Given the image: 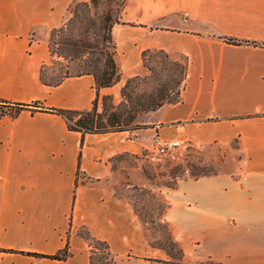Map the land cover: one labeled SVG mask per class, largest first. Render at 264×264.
<instances>
[{"label": "crops", "instance_id": "0c3cea01", "mask_svg": "<svg viewBox=\"0 0 264 264\" xmlns=\"http://www.w3.org/2000/svg\"><path fill=\"white\" fill-rule=\"evenodd\" d=\"M74 1L89 0H0L1 102L89 111L98 98L99 109L147 74L153 51L185 66L184 84L178 102L126 131L82 134L47 111L0 112V264H90L80 229L107 243L112 264L168 260L125 195L155 192L145 169L155 168L156 134L195 147L212 168L157 190L183 262L264 264V0H123L111 30L119 82L97 88L80 75L49 87L39 80L57 59L49 37ZM65 245V259L45 257Z\"/></svg>", "mask_w": 264, "mask_h": 264}, {"label": "trees", "instance_id": "16d2710c", "mask_svg": "<svg viewBox=\"0 0 264 264\" xmlns=\"http://www.w3.org/2000/svg\"><path fill=\"white\" fill-rule=\"evenodd\" d=\"M123 3V0H106V3L101 2V0H89L88 2H78L76 4L71 3L68 8L70 13L69 19L61 27L51 31L48 45L51 55L55 58L61 59L66 63H72L79 60L81 64L77 66L78 71H76L75 74L65 71L60 79L54 81H45L41 75L42 69L39 73V80L49 87L60 84L61 81L67 77L80 75L93 76L97 88L109 87L119 82L120 71L114 59L116 46L112 39L111 30L113 25L119 22V14L123 8ZM229 42L236 43L234 40H229ZM52 45L56 46V48L51 49ZM149 53L150 52H144L143 61ZM165 55L169 57L167 54ZM181 70L183 78L181 75L180 82L182 81L184 84L186 68L183 64L181 65ZM134 78L136 79L138 77ZM134 78L128 80L125 87H127ZM125 87H123L120 92L122 97H126L124 90ZM179 95L180 93L175 101H167L168 96L166 97L161 91L158 102L149 101L143 103L141 101H136V103L139 108L142 107V109L144 108L148 111H155L165 104L178 102ZM131 103V110L134 111L135 100L131 101ZM0 104L12 108L14 114L22 110H41L60 115L65 119L69 130L81 132L82 134L108 133L126 131L129 129L124 128V125L127 124V122L123 123L122 120L123 115L127 114V116H129V111L127 109H125L124 113H119L117 120L114 118L115 121L113 123H116V126H105L104 123L100 121L101 117L97 112L98 98L94 101L92 109L89 111H70L55 108L44 109L36 103L11 104L0 101ZM74 116H77L78 118L74 120ZM120 123L122 125H119ZM82 235L89 241L91 246V254L89 257L90 264H95V255H97V253L101 254L99 258L101 263H103V261H105V264L113 263V257L106 242L91 238L87 232ZM170 236V244L167 248L153 244L152 240L147 238V241L151 246L163 249L168 255V260L159 261V263L189 264L183 262V251L174 240L172 234ZM91 241L96 245L91 244ZM174 251H176L177 257L173 255ZM67 256V245H65L61 253L45 257L51 259H65ZM195 264L220 263L207 260Z\"/></svg>", "mask_w": 264, "mask_h": 264}, {"label": "rangeland", "instance_id": "374dc122", "mask_svg": "<svg viewBox=\"0 0 264 264\" xmlns=\"http://www.w3.org/2000/svg\"><path fill=\"white\" fill-rule=\"evenodd\" d=\"M101 2L106 3V0H101ZM76 3H78V1H74L72 4ZM69 17L70 13L68 11V19ZM55 48L56 46H51V49ZM79 64H81L79 60L66 63L61 59H54L43 68L41 75L45 81L58 80L65 71L75 74L76 71H78L77 66ZM144 65L147 69V74L145 76H138L136 79L132 77L134 79L127 87H125V85L131 78L124 82L122 88L125 87L126 97H122L120 93L118 101H113L109 96L100 99V107L97 109V112L101 117L100 121L103 122L105 126H116V123L113 122L115 119L117 120L119 113H124L125 109H127L129 111V116L125 114L122 117L123 123L127 122L124 128L128 129L134 126L140 127L141 125L137 124V122H139V117L150 111L144 108L142 109V107L139 108L136 101H141L143 103L149 101L158 102L161 91L166 97L168 96L167 101H175L177 99L183 87V82H180L181 75L183 78L181 70L182 63L170 59L161 51H153L145 57ZM133 100H135L134 111L131 110V101ZM0 112L14 113L12 108L1 104ZM76 118L78 117L74 116V120ZM119 125L122 124L120 123ZM153 154L155 155V168L151 167L145 170L150 176L152 175L156 179V183L154 184L156 188L155 192L147 188L129 187L125 189V195L129 204L133 207L137 219L142 223L144 238H150L153 244L167 248L170 244L171 231L163 220V212L166 204L158 195V188L165 185L172 186L177 178L183 177L184 174L192 176L207 175L211 173L212 168L206 164H199L197 162L199 161L198 150L187 143H182L178 149L164 155ZM79 233L82 235L85 233V230L80 229ZM91 244L96 245L94 242ZM173 255L177 257L176 251L173 252ZM100 256V253L95 255V264H105V261H103V263L99 261Z\"/></svg>", "mask_w": 264, "mask_h": 264}, {"label": "built area", "instance_id": "2783aa9c", "mask_svg": "<svg viewBox=\"0 0 264 264\" xmlns=\"http://www.w3.org/2000/svg\"><path fill=\"white\" fill-rule=\"evenodd\" d=\"M181 141L176 139H163L160 135L156 134L153 138V149L158 155H164L174 151L180 147Z\"/></svg>", "mask_w": 264, "mask_h": 264}]
</instances>
